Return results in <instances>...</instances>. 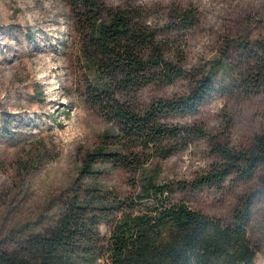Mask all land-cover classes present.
<instances>
[{"label":"rangeland","instance_id":"obj_1","mask_svg":"<svg viewBox=\"0 0 264 264\" xmlns=\"http://www.w3.org/2000/svg\"><path fill=\"white\" fill-rule=\"evenodd\" d=\"M110 6L143 5L162 38L181 41L185 75L170 84L139 90L138 105L188 94L211 73L214 91L193 114L165 116L169 125L198 127L204 137L172 143L166 158L152 157L148 172L160 182H192L220 161L217 143L246 147L264 133V92L244 94L242 77L251 55H264V0H105ZM195 10L189 30L166 29L174 10ZM76 8L69 0H0V245L13 249L53 225L81 176L85 153L116 131L87 100L79 68ZM250 44L249 49L245 47ZM101 184L122 196L137 175L105 164ZM259 171L252 180L230 175L220 186L178 189L175 198L202 212L230 220L244 201L252 202L249 232L264 264V191ZM104 232L105 227H100Z\"/></svg>","mask_w":264,"mask_h":264},{"label":"trees","instance_id":"obj_2","mask_svg":"<svg viewBox=\"0 0 264 264\" xmlns=\"http://www.w3.org/2000/svg\"><path fill=\"white\" fill-rule=\"evenodd\" d=\"M69 2L76 8L78 65L84 71L86 97L116 127L108 138L113 148L102 145L85 153L81 176L57 221L13 249L0 245V264H257L259 249L249 232L250 200L226 221L174 194L188 187L220 186L230 175L252 180L259 171L264 191V133L243 148L215 144L220 161L197 180L158 181L156 173L148 172L149 159L168 157L172 143L184 145L190 138L206 136L198 127L169 125L165 116L195 113L214 91L212 75L203 74L184 96L140 107V89L170 84L185 75L181 41L162 38L143 5ZM174 18L166 29L187 31L197 23L192 9L174 10ZM251 61V70L242 77L246 95L248 87L264 92V55L255 52ZM105 164L137 175L131 194L122 196L103 187L100 166Z\"/></svg>","mask_w":264,"mask_h":264}]
</instances>
